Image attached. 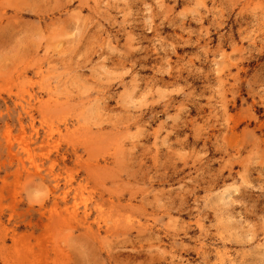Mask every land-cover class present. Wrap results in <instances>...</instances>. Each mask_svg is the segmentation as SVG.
<instances>
[{"label": "rangeland", "instance_id": "obj_1", "mask_svg": "<svg viewBox=\"0 0 264 264\" xmlns=\"http://www.w3.org/2000/svg\"><path fill=\"white\" fill-rule=\"evenodd\" d=\"M0 264H264V0H0Z\"/></svg>", "mask_w": 264, "mask_h": 264}]
</instances>
